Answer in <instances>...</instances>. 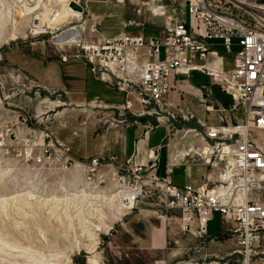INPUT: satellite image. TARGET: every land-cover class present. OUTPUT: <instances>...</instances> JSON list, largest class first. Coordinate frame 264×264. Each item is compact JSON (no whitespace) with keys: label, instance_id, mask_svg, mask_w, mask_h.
I'll list each match as a JSON object with an SVG mask.
<instances>
[{"label":"built area","instance_id":"2783aa9c","mask_svg":"<svg viewBox=\"0 0 264 264\" xmlns=\"http://www.w3.org/2000/svg\"><path fill=\"white\" fill-rule=\"evenodd\" d=\"M43 1L47 6L45 20L41 12L35 16L34 34H55L56 48L70 50L88 66L92 78L125 96V102L118 106L92 104L128 113L130 120L122 119L115 127L137 126L147 135L163 126L166 135L162 146L148 151L146 163L135 158L119 161L107 155L80 162L48 129L40 130L36 143V130L25 127L29 146L17 155L23 156L25 164L35 166L48 162L71 166L78 161L87 169L89 183L93 176H98L99 185L110 178L118 191L113 203L121 209L131 212L147 205L157 220L167 224L177 221L181 233L207 243L218 239L233 242L243 264H264V149L256 137L257 132L264 131V0L143 1L154 17L163 19L154 34L122 31L96 38L98 21L85 0H74L81 5V12L69 7L71 0L65 1L70 20L63 25H56L61 12L57 0ZM166 4L172 6L174 14L166 13ZM182 9L189 16L188 22L182 17ZM215 39L231 55L232 68H221L222 57L213 49ZM233 45L235 51L231 50ZM60 59L66 63L68 55L63 53ZM191 72L210 80L196 96L201 116L186 108H174L167 101L174 77H188ZM212 86L228 96L229 102L217 99ZM31 94L40 95L39 85L33 81ZM192 121L196 126L188 128L186 124ZM187 135L195 138L196 146L187 142L186 149L171 155L172 161L190 164L199 159L209 173L197 186L179 187L171 181L169 163L166 175L158 174V151L163 146L180 145L173 144L171 136L184 141ZM12 153L0 134V154L9 157ZM101 168L107 172L99 175ZM215 213L226 224L219 238L208 234ZM191 263L189 259L177 264ZM154 264L168 263L158 260Z\"/></svg>","mask_w":264,"mask_h":264},{"label":"rangeland","instance_id":"374dc122","mask_svg":"<svg viewBox=\"0 0 264 264\" xmlns=\"http://www.w3.org/2000/svg\"><path fill=\"white\" fill-rule=\"evenodd\" d=\"M85 1L89 12L98 21V32L93 38L122 31L136 32V28L146 27L152 19L158 23L163 21L162 17H154L148 6L142 3L151 0ZM56 4L61 11L65 7L64 0H57ZM165 7L167 14H174L171 5L166 4ZM44 8H47L46 1L41 5L39 0H0V134L6 146L13 150L9 157L0 154V264H154L165 259L163 254L146 251L149 250V229L157 220L149 206L141 204L127 212L110 201L94 200L96 195L106 196L107 192L114 191L110 178L99 185L100 179L93 176L89 183L87 169L78 161L71 166L49 162L35 166L25 164L23 156L17 155L20 152L23 154L25 146H29L26 143L29 138L27 127L31 132L36 130V143L40 141V130L46 128L57 140L71 148V154L73 150L86 158L96 157L98 144L113 128L120 127H115L118 121L130 120L128 113L121 114L115 108H98L92 103L76 106V102L69 100L71 95L67 90L51 88V91L59 93L46 95L40 92L36 97L31 94V81L34 79H31V62H36L39 68L46 64L59 66L63 53L68 55L67 62L77 59L70 50L54 46L55 34H34L35 16L41 12L44 21ZM177 10L181 12L180 7ZM182 17L189 21L185 9H182ZM129 21L131 24H127ZM87 23H90L89 17ZM213 42V49L223 53L220 40ZM231 50L235 51L236 46L233 45ZM203 79L192 74L185 81L200 89ZM212 87L218 96L217 87ZM119 94L124 103V94ZM46 98L48 100L44 102ZM39 102L45 105H39ZM41 119L44 122L37 125L35 122ZM186 126L193 128L196 123L192 121ZM165 132L163 126L159 127L152 137L157 138ZM178 137L171 136L173 144L183 145H178V150L186 149L187 142L196 146L191 135H187L184 141H179ZM174 146L170 148L173 150ZM166 152L168 154L170 150H164V155ZM190 164L196 165L203 175H208V170L201 166L199 159ZM188 168L186 165L176 168L175 175L179 174L182 179L183 171L187 173ZM106 172L105 168H101L98 174ZM79 190L85 193L78 194ZM70 194L83 198L70 200L72 197L69 196V200L65 201L63 198ZM262 199L264 201V193ZM49 200L50 203L47 202ZM157 221L160 224L151 230L154 246L164 248L166 245L164 250H184V258L179 262L190 259L191 264H222L219 258L238 250L230 241L218 239L217 242L207 243L183 234L177 221L169 224ZM223 225L222 216L215 213L208 224V234L219 238ZM262 245L264 249V241ZM199 246H202L201 252L196 251ZM179 262L173 260L172 263Z\"/></svg>","mask_w":264,"mask_h":264},{"label":"crops","instance_id":"0c3cea01","mask_svg":"<svg viewBox=\"0 0 264 264\" xmlns=\"http://www.w3.org/2000/svg\"><path fill=\"white\" fill-rule=\"evenodd\" d=\"M158 18V17H156ZM151 20V19H150ZM156 20V19H155ZM149 24H147L146 27L136 28V32L127 31L129 33H143L145 35H151L156 32V26L158 21L151 20ZM186 21V20H185ZM153 23H156L153 25ZM161 23V22H159ZM158 23V24H159ZM129 29H135V28H129ZM117 34V33H114ZM112 34V35H114ZM106 36V35H104ZM111 36V35H108ZM221 41L219 42V44ZM221 45V44H220ZM216 51V50H215ZM217 52V51H216ZM218 53V52H217ZM222 57V66L221 68L228 70L232 68V59L231 55L226 53L225 51L223 53H218ZM210 62L214 61V58H210ZM72 64V65H70ZM50 64H46L43 68H39V65L34 62H31V79L34 78L38 80L37 83L34 79L32 81L39 85V90L43 94L47 95V90L55 89V90H67L69 100L72 102H76V106L83 105V104H89L92 102H100L102 104H109V105H118L123 103V97L119 94L114 88H111L105 83L99 82L98 80H95L90 75L88 66L80 59H70L69 62H62L59 61V66H49ZM192 74L199 75L203 79V84L201 85L200 89L209 86L210 80L207 76L199 73V72H191L188 77L184 76H175L173 80V89L171 90L169 96H168V103L171 104L174 108H186L188 110H192L197 113L198 116H201V109L198 105L196 96L199 95L198 88L193 87L188 81H185V79H189V77H192ZM212 92L214 96L221 100L223 103L229 102V97L226 96L221 92V90L217 87L219 94L216 95L214 88L211 87ZM78 95V96H77ZM196 100V101H195ZM36 101V99L34 100ZM44 102H46V99H43ZM72 102V103H73ZM39 105H45L43 102H39ZM44 122V119L39 120L38 123ZM158 129V128H157ZM155 129V130H157ZM152 131L148 133L147 135H144L143 129L138 127H117L113 128L107 137L104 140H101L98 144L95 155L101 156V155H107V156H115L118 158L119 161H124L126 159H132L135 158L136 161L141 163H146L148 161V151L149 150H155L159 146H162V142L164 140V137L166 135L165 133H162L157 138H153L152 135L155 132ZM257 141L259 145L264 149V131L257 132L256 134ZM103 138V137H102ZM100 138V139H102ZM63 141V140H62ZM171 147V146H170ZM169 149L170 152L164 155V150ZM175 149H177V146H174L173 150L169 147H161V149L158 151V155L160 157L157 172L160 176L166 175L167 171V164L169 163L171 168V174L170 178L174 185L182 187L185 185H193L197 186L206 180L205 175L202 174L201 171L197 170L196 165L191 164H185L182 162H173L172 156L175 153ZM176 151H179L178 149ZM72 154L77 160H86L85 156L81 154H77V152L72 150ZM93 157V156H91ZM90 158V157H89ZM182 165L189 166L187 173L183 171L182 173V179L180 175H175V169L180 168ZM190 169V170H189ZM212 221V220H211ZM210 221V222H211ZM209 222V223H210ZM223 230L226 228V224L223 220ZM160 223L155 220L154 225L149 229L148 232V249L146 251H150L157 254H163V257H165V260L168 264H174L172 263L173 260H176L177 262L181 261L182 258H184V250H164L165 247H157L154 246L152 236H151V230ZM162 224V223H161ZM163 225V224H162ZM222 230V231H223ZM221 235V233H220ZM166 244V242H165ZM188 251V250H185ZM202 251V250H201ZM200 251V252H201ZM236 252V253H235ZM237 250H233L230 253H226L223 258H219L222 260V264H243L242 263V256L240 254H237ZM206 257V256H204ZM200 257V259L205 258Z\"/></svg>","mask_w":264,"mask_h":264},{"label":"bare ground","instance_id":"6f19581e","mask_svg":"<svg viewBox=\"0 0 264 264\" xmlns=\"http://www.w3.org/2000/svg\"><path fill=\"white\" fill-rule=\"evenodd\" d=\"M64 1H66V0H64ZM118 1H121V0H118ZM42 2H43V0H39V4H41L42 5ZM58 4H59V1H58ZM61 8V7H60ZM45 10L47 9V8H44ZM43 9V10H44ZM59 9V8H58ZM61 11V10H60ZM68 17L69 16H67V14H66V8L64 7V9L60 12V15H59V17H58V20H57V23H56V25H63L64 23H66V22H68V20H70V19H68ZM82 193H85V191H82V190H79V192H78V194H82ZM116 194H118V191L117 190H115L114 189V191H112V192H110V193H108L107 195H108V197H106L105 195H99V196H97L96 195V197L94 198V200L96 201H101V200H105V201H110V203H112V204H114L113 202H114V198H115V195ZM69 196H71L72 197V199H70V200H78V199H82L83 197L82 196H78V195H67V196H65V198H63L65 201H67V200H69L67 197H69ZM64 197V196H63ZM59 199V198H58ZM56 200V199H55ZM53 201V200H52ZM62 201V200H61ZM47 202H49L50 203V200L49 201H47ZM56 202H59V201H56ZM94 249V248H93ZM93 249H90V250H92V252H93Z\"/></svg>","mask_w":264,"mask_h":264},{"label":"water","instance_id":"95a60500","mask_svg":"<svg viewBox=\"0 0 264 264\" xmlns=\"http://www.w3.org/2000/svg\"><path fill=\"white\" fill-rule=\"evenodd\" d=\"M69 7H71L73 10H76V11H79V12L82 11L81 5L78 4L77 2H75L74 0H71L69 2Z\"/></svg>","mask_w":264,"mask_h":264}]
</instances>
